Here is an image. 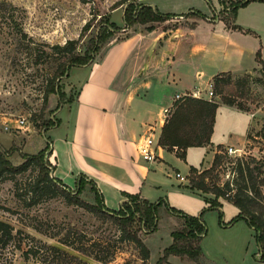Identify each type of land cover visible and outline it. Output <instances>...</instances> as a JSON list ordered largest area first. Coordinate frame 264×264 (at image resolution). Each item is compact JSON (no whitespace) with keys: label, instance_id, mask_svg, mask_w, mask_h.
<instances>
[{"label":"rangeland","instance_id":"1","mask_svg":"<svg viewBox=\"0 0 264 264\" xmlns=\"http://www.w3.org/2000/svg\"><path fill=\"white\" fill-rule=\"evenodd\" d=\"M130 1L155 5L159 12L168 14L180 12L184 14L190 9H195L210 17L221 9L218 0H0V150L6 151L12 164H20L23 161V154L37 153L45 146L46 138L51 139V135L56 132L52 134L47 130L51 125L49 120L63 117L65 110L59 111L60 108L69 101V98L74 99L77 94L76 87H71L70 81L81 75V67L72 66L69 69L70 81L68 77L57 79L64 92V102L61 103L56 92H49L45 96L47 81L52 76L55 62L54 58L49 56L38 58V51L40 49L48 51L53 44H63L66 40L73 39L77 41L76 52L82 54L92 42L100 23L104 22L105 15L120 29L100 47V50L107 43L121 40L132 31L144 32L149 25H159L160 22L135 24L124 30L123 13ZM231 1L235 0H226V5ZM220 15L227 21H231L228 12ZM187 19L195 21L194 38L201 46L199 54L190 59V62L206 67L212 62L205 57L207 53L204 44L210 42L211 31L217 29V26L212 23L213 20L192 15L187 18L172 17L167 19V22L171 25L187 24L185 26L189 27L191 24L187 22ZM234 22L243 28V31L234 32L231 38L238 39L237 41L245 47L239 66L240 70L247 71L232 74V81L225 87L222 95L234 103L233 107L236 109H239L238 106L242 107L239 110L248 114L239 113L235 116L232 114L233 110L230 113L228 108L220 105L215 142L234 144L237 142L236 139L239 140V137L242 138L244 135L245 123L249 121V118L251 122L244 144L240 149H236L238 151L236 156L227 154L232 161L223 159L221 166L214 172L216 174L214 179L220 184L232 177L234 158L242 156H253L261 162L264 177V64L256 60L257 53L264 60V2L249 1L238 7ZM184 31L188 33L186 29ZM232 50L233 47L230 45L229 54ZM182 62L186 63L187 58L185 57ZM144 73L140 72L138 77L142 78ZM193 82L201 96L207 98V92L210 89L208 88L209 75L204 74ZM169 90L173 93L178 89L170 85ZM158 93L159 90H153L152 95L145 90H140L136 98L140 100V106L135 105L133 101L130 103L129 116L135 123L136 129H134L138 139H145L147 136L144 132L146 128L140 127L139 124L141 120H145L143 115L149 109H152L154 114L157 110V107H153L152 104L143 103V99L152 102V99L158 97ZM211 99L221 103L219 95H213ZM21 118L25 119V124H18L17 120ZM160 118H162L160 115L154 118L156 125L160 122ZM158 130L159 128H156L154 131V138ZM220 149L225 151L226 147L222 146ZM190 153V161H208L211 156V151L205 154L201 149L191 150ZM47 160L48 164L52 165L48 158ZM167 160L170 163L163 162L165 170L162 181L179 183L175 178V171L183 175L187 168L185 161L173 154L169 155ZM207 168L203 164L196 169L201 171ZM36 174L37 168L31 167L23 174L17 175L15 179L18 187L26 188L34 181ZM167 174L170 176H166ZM14 182L0 178V219L12 225L13 233H16L17 239L22 240V244L20 248H16L13 242L5 247L0 246V264H38L33 258L27 259L23 255V251L37 241L61 246L76 254L87 264H104L91 256L81 255L62 246L57 241V237H51L49 234L52 232L61 235L67 228L80 231L85 239L102 242L104 251L114 254L106 264L140 262L134 245L118 239L120 232L115 221L109 216L103 213L96 215L87 207L69 203L62 196L41 198L39 203L25 207L24 202L15 194ZM63 182L72 184L71 179ZM70 187L73 189L74 184ZM262 191H264V185ZM76 197L82 203L95 205L93 192L88 185L76 194ZM164 197L167 201V197L165 195ZM219 199L224 201L222 198ZM188 206L193 208L192 204ZM159 207L156 210L157 226L153 232L145 234L146 230L137 217L132 225L150 250V263L155 262L162 255L164 248L171 243L170 232L181 228L180 218L171 214L164 203ZM204 208L206 207L198 209L197 214ZM193 210L192 212L196 211ZM232 211L233 208L228 206L223 209L221 207L204 210L202 218L206 226V234L200 241L202 255L206 257L208 264H264V260L259 259V249L253 237V231L247 223L244 220H242L244 222L237 220L229 223L231 218L226 220ZM183 212L186 213V211ZM37 223L42 224L49 232L45 234L37 230L34 227ZM167 261L171 264H195L188 257L173 254L167 256ZM203 262L202 256V264Z\"/></svg>","mask_w":264,"mask_h":264},{"label":"crops","instance_id":"2","mask_svg":"<svg viewBox=\"0 0 264 264\" xmlns=\"http://www.w3.org/2000/svg\"><path fill=\"white\" fill-rule=\"evenodd\" d=\"M187 22L192 24L195 21L187 19ZM212 23L216 24L217 29L211 31L210 42L204 44L207 53L205 57L212 62L206 67L190 62V59L199 54L201 48L194 38L195 24L189 27L185 26L187 24L171 25L166 20L160 22L158 26L154 24L152 30L132 31L121 40L107 43L95 55L92 63L80 66L81 75L77 79L70 81L68 77L71 87H76V97L69 98L59 110H65L63 117H57L58 123L47 129L52 134L56 131L51 135V146L47 154V158L54 166L53 176L62 181L71 179L72 184L63 182L71 186L78 175H86L94 181L102 195L104 205L109 209H118L121 201L125 200L123 193H138L149 202L166 200L165 195L166 203L190 215H197L198 209L208 207L209 203L201 192L187 187L190 167L199 168L204 164L207 168L212 162L217 145L240 149L246 140L250 118L245 123L244 135L242 138L239 137V140L236 139L237 142L234 144L215 142L220 105L228 108L230 113L233 110L234 115L248 113L219 103L209 144L188 147L184 159L177 156L175 148L169 150L158 145L155 151L156 160L149 162L140 156L139 147L144 139L137 138L135 123L129 114L132 101L140 106V100L136 99L138 91L145 90L152 95L153 90H159L158 97L152 99V102L143 99V103L152 104L157 110L155 114L152 109L147 110L143 115L145 120L139 123L140 127L146 128L144 131L146 135L150 133L151 138L158 141L166 119L165 110L172 107L175 95H183L198 89L194 87L195 79L204 74L209 75V88L211 78L218 72L237 74L247 71L240 70L239 66L245 47L237 41L238 39L231 38L234 32L243 31V28L234 22L240 29H228L219 19H213ZM186 36L188 37L185 39ZM230 45L233 50L229 54ZM185 57L187 62L183 63ZM140 72H145L142 78L138 77ZM170 85L178 90L172 93L169 90ZM159 115L163 120L160 118L156 125L154 118ZM150 127L154 131L159 128L156 138L153 137L154 131L149 132ZM212 147L214 149H211ZM194 149H201L205 154L211 151L210 159L190 161V152ZM171 154L184 160L187 166L183 175L175 171V178L179 183L162 181L165 170L163 162L170 163L167 158ZM176 173L183 179L176 176ZM220 203L222 209L227 206L233 208L232 214L226 220L238 213V209L226 200ZM189 204H192L193 208H189ZM192 209L196 211L192 212ZM202 256L203 264H208L206 257ZM194 263L197 264L195 261Z\"/></svg>","mask_w":264,"mask_h":264},{"label":"trees","instance_id":"3","mask_svg":"<svg viewBox=\"0 0 264 264\" xmlns=\"http://www.w3.org/2000/svg\"><path fill=\"white\" fill-rule=\"evenodd\" d=\"M221 9L208 17L199 10L190 9L184 14H168L158 11L155 5L149 3H136L130 1L123 13L124 30L129 29L135 24H152L154 22H163L176 16L189 15L207 19L222 20L228 29H240L234 24L236 10L249 1L264 0H235L226 5V0H218ZM230 14L231 21L220 14ZM195 24L192 23L191 26ZM120 28L113 22H110L105 15L104 22L100 23L98 31L89 46L82 54L77 53V41L70 39L63 44H53L49 50L40 49L38 58L49 56L54 58L55 67L52 76L47 81L45 96L49 92H56L59 95L61 103L64 102V92L61 89L57 79L67 74L72 66L89 65L99 52L100 47L113 36ZM152 30L153 25L146 27ZM256 60L260 64L264 61L256 54ZM232 81V73L218 72L211 78V88L214 95H219L221 103L232 106L234 103L224 97L223 91ZM236 83H238L236 81ZM235 84V83H234ZM46 98V97H45ZM219 102L204 97L183 96L181 99L174 100L172 109L166 117L158 138V145L169 150L176 149V154L180 158H185V151L191 146H203L210 143V136L215 121V112ZM59 106H57L58 108ZM241 109L242 107H239ZM50 127L58 123V119H50ZM51 139L46 138L45 146L34 154H23V161L14 165L8 159L6 151L0 150V178L15 181V194L24 202L25 207H31L41 201V198L62 196L69 203L80 204L83 207L98 215L103 213L115 221L119 230L118 239L123 242L132 243L138 251L139 263L135 264H171L167 261L170 254L176 256H186L191 260L202 264V251L200 241L206 234V226L202 215L206 209H220L222 207L219 198L226 200L238 209V213L232 217L229 223L237 220H244L253 231V237L258 246L259 259L264 260V177L262 176L263 164L253 156H242L234 158L235 164L232 166V177L226 179L223 183H217L214 179V173L221 166L223 159L232 161L224 150L220 149L223 145H217L214 157L207 169L199 171L195 167H190L187 176V187L191 190H197L203 194L204 199L209 206L204 208L197 215H190L180 209L171 207L164 199L157 202H149L140 197L138 193H123L126 200L121 201L118 209L107 208L102 199V195L95 185L94 181L86 175L80 174L74 182V188L63 183L62 180L53 176V165L48 164L47 154L50 150ZM36 167V178L29 183L26 188L18 187L16 176L26 172L29 168ZM86 185L93 192L95 205L82 203L76 194L80 193ZM208 194H211L208 197ZM164 200V206L173 215L180 217L182 226L170 232L171 243L164 248L162 255L153 263L149 262L150 250L138 235L137 230L132 225L137 217L145 228V234H150L157 226L156 210L161 206ZM222 215V213L220 214ZM34 227L47 234L49 231L42 224L37 223ZM51 237H57V241L65 247L84 255L91 256L96 261L108 263L113 253L108 254L104 251L102 242L97 240L85 239L84 234L73 228H67L61 235L59 233H49ZM13 242L16 248H20L22 240L17 239L16 233H13V227L8 222L0 219V246L5 247ZM23 251L25 258H33L38 264H87L76 254H73L61 246L47 244L45 242H34ZM124 264H132L126 262Z\"/></svg>","mask_w":264,"mask_h":264},{"label":"built area","instance_id":"4","mask_svg":"<svg viewBox=\"0 0 264 264\" xmlns=\"http://www.w3.org/2000/svg\"><path fill=\"white\" fill-rule=\"evenodd\" d=\"M209 90L207 92V98L211 99L213 97V92L211 89V84L209 86ZM183 96H192V97H202L200 94V91L197 89L196 91H192V93H185L183 95H175V99H181ZM172 107L170 109L165 110V115L166 117L168 116L169 112L171 111ZM18 124H25V119L21 118L19 120H17ZM154 129L152 127L149 128V132H153ZM158 146V141L157 140H153L151 138L150 133L145 137V139L143 140V143L140 145L139 147V153L141 158L144 161H155L156 160V147ZM236 149H233L232 147H226L225 153L228 154L229 156H236ZM176 176H179V173H176ZM180 179H183V177H180Z\"/></svg>","mask_w":264,"mask_h":264},{"label":"water","instance_id":"5","mask_svg":"<svg viewBox=\"0 0 264 264\" xmlns=\"http://www.w3.org/2000/svg\"><path fill=\"white\" fill-rule=\"evenodd\" d=\"M64 77H67V74Z\"/></svg>","mask_w":264,"mask_h":264}]
</instances>
